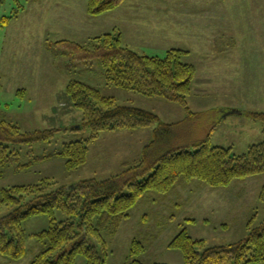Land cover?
I'll return each instance as SVG.
<instances>
[{
	"label": "rangeland",
	"instance_id": "374dc122",
	"mask_svg": "<svg viewBox=\"0 0 264 264\" xmlns=\"http://www.w3.org/2000/svg\"><path fill=\"white\" fill-rule=\"evenodd\" d=\"M171 4L175 22L170 27L165 10ZM87 5L88 0H3L0 4V119L17 123L23 131L57 128L50 141L11 145L20 149L21 163L32 161L33 154L52 153L65 142L89 136L88 130L77 128L82 110L73 107L66 94L73 79L98 86L121 104L153 111L164 122L187 118L186 109L175 101L108 84L100 59L85 58L77 51L75 43L89 46L91 36L107 31L121 32L124 43L144 54L189 50L184 60L197 68L188 99L191 110L199 113L191 118L195 139L209 136L212 144L232 146L237 154L263 139L262 123L246 112L264 110V0H127L98 16L89 14ZM14 10L18 15L3 27L1 17ZM156 127L108 131V136L90 144L88 160L77 170H68L62 157L21 169L0 166V190L43 178L65 186L105 179L120 172L124 160L140 157ZM263 185L264 173L223 187L193 180L179 182L167 194L147 192L117 233L107 234V264H130L133 258L146 264H185L181 250L168 246L184 228L194 238L205 239L206 246L246 237L249 224L264 219V201L259 198ZM10 210L0 205V216ZM56 216L65 217L60 211ZM49 224L46 214L25 219L26 255L16 261L0 256V264H28L41 247L32 234ZM134 239L145 245L136 256L131 255ZM84 263L85 258L78 256L76 264Z\"/></svg>",
	"mask_w": 264,
	"mask_h": 264
},
{
	"label": "trees",
	"instance_id": "16d2710c",
	"mask_svg": "<svg viewBox=\"0 0 264 264\" xmlns=\"http://www.w3.org/2000/svg\"><path fill=\"white\" fill-rule=\"evenodd\" d=\"M125 1L88 0L87 11L98 16ZM17 15L16 10L3 15L1 25L5 27ZM88 43L89 46L75 43L76 49L85 58L100 59L108 84L175 101L186 109L187 118L164 122L153 111L121 104L116 97L103 94L98 86L73 79L66 94L70 104L82 110L77 128L88 130L89 136L65 142L52 153L33 154V160L25 164L21 163L20 149L11 145L50 141L57 128L23 131L17 123L0 119V166L16 165L17 169L62 157L68 170H77L87 162L90 144L103 132L157 124L153 139L143 147L140 157L123 162L120 172L105 179H83L65 186L43 178L36 183L2 187L0 205L11 210L0 216V256L9 261L22 259L27 253L28 233L23 221L46 214L50 224L32 234L41 247L28 264H76L78 256L85 258L84 264H107V234L117 233L147 192L167 194L179 182L193 180L223 187L236 179L264 173V110L246 112L249 118L262 123L263 139L242 154L235 153L232 146L212 144L209 136L194 138L191 118L199 113L191 110L188 99L197 68L184 60L189 50L171 48L163 56L140 53L124 43L121 32L116 31L91 36ZM259 198L264 201V185ZM57 211L65 217L59 219ZM248 228L246 237L216 246H206L205 239L194 238L184 228L168 246L181 250L185 264H264V219ZM144 251L145 245L134 239L131 255ZM130 264L146 263L133 258Z\"/></svg>",
	"mask_w": 264,
	"mask_h": 264
},
{
	"label": "crops",
	"instance_id": "0c3cea01",
	"mask_svg": "<svg viewBox=\"0 0 264 264\" xmlns=\"http://www.w3.org/2000/svg\"><path fill=\"white\" fill-rule=\"evenodd\" d=\"M126 1H127V0H126ZM124 3H125V2H124ZM124 3H123V4H124ZM123 4H122V5H123ZM122 5H121V6H122ZM118 8H119V7H118ZM115 10H116V9H115ZM118 11H119V13L122 14L123 17H124V15H125V13H126L125 9H124V8H121V9H119ZM118 11H117V12H118ZM162 11H163V10H162ZM165 11H166V15H167V16H166V22H167L168 24H170V27H171V23H172V22H173V23L175 22V21H174V18H173V16H174V13H173V11H174L173 5L171 4V8H170V9H169L168 7H166V10H165ZM170 14L172 15V18H171V19H169V18H170ZM112 17H114V15H113ZM164 22H165V21H164ZM166 28H168L167 25H166ZM168 29H169V28H168ZM121 130H124V129H121ZM116 131H118V130H116ZM119 131H120V130H119ZM108 133H109L108 131L105 132V133H103V134L100 136V138L103 137V136H108V135H109ZM106 134H107V135H106ZM89 150H90V149H89ZM88 155H89V153H88ZM125 161H128V160H124L123 162H125ZM123 162H122V163H123ZM122 163L120 164V166H122Z\"/></svg>",
	"mask_w": 264,
	"mask_h": 264
},
{
	"label": "water",
	"instance_id": "95a60500",
	"mask_svg": "<svg viewBox=\"0 0 264 264\" xmlns=\"http://www.w3.org/2000/svg\"><path fill=\"white\" fill-rule=\"evenodd\" d=\"M232 112H240V111H236V110H234V111H232Z\"/></svg>",
	"mask_w": 264,
	"mask_h": 264
}]
</instances>
